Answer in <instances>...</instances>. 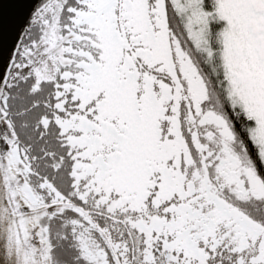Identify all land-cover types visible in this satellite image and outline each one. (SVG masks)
Masks as SVG:
<instances>
[{"label": "snow or ice", "instance_id": "snow-or-ice-1", "mask_svg": "<svg viewBox=\"0 0 264 264\" xmlns=\"http://www.w3.org/2000/svg\"><path fill=\"white\" fill-rule=\"evenodd\" d=\"M6 14L0 264H264V0Z\"/></svg>", "mask_w": 264, "mask_h": 264}, {"label": "water", "instance_id": "water-1", "mask_svg": "<svg viewBox=\"0 0 264 264\" xmlns=\"http://www.w3.org/2000/svg\"><path fill=\"white\" fill-rule=\"evenodd\" d=\"M30 3H34V0H0V80L7 69L12 50L19 38V29L22 27V24L17 27L9 19L6 9L11 7L28 13ZM24 22H26V16Z\"/></svg>", "mask_w": 264, "mask_h": 264}]
</instances>
